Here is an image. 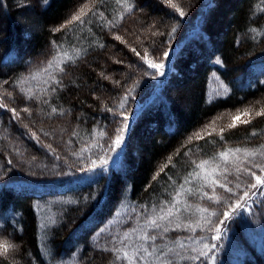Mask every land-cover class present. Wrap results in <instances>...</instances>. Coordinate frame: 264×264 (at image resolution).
I'll list each match as a JSON object with an SVG mask.
<instances>
[{
    "label": "trees",
    "instance_id": "1",
    "mask_svg": "<svg viewBox=\"0 0 264 264\" xmlns=\"http://www.w3.org/2000/svg\"><path fill=\"white\" fill-rule=\"evenodd\" d=\"M186 1L191 4L197 0ZM202 1L205 3L207 0H200L199 3ZM19 2L21 5L17 6ZM84 2L49 0L45 5L42 0H0V21L5 27L0 33V81H5L9 88H12L15 78H19V83L28 78L30 73L37 72L40 69L39 61L46 58L52 49L54 54L55 45L64 47L70 53L76 48L86 52L74 64L67 65L65 73H60L62 85L49 95L50 105L37 106L36 102L39 101L24 100L25 95L15 90L24 96L23 101H20L22 105L17 106L31 105L35 111L32 116L36 125L34 132L38 135L43 133L40 138H45V133L51 135L44 143L33 136L34 132L25 127L20 118H14L7 109L0 108V170L4 168L0 178V229L8 231L10 236L19 240L21 246L17 259L20 264H66L63 259L73 254L77 261L81 244L85 245V264H109L110 259L112 263V253L105 251V247H94L96 242L91 237L111 216L113 206L120 196L118 192L127 183L132 188V199L146 201L148 205L154 200L159 203L171 199L170 193L175 187L173 180L182 183L187 173L192 171L191 160L209 159L213 153L224 149V146L236 145L238 142L248 148L264 144V116H257V112L264 109V36L260 37L255 32L254 37L252 33V28L260 30L262 27L264 30V0H213L206 10V4L202 6L204 26L201 31L194 32L195 35L188 34L191 43L185 47L187 53L184 51L176 58V73L165 81L159 102L144 111L142 118L129 127V167H115L110 174L79 181V188L74 190L79 193L78 200L64 207L63 214L58 215L51 229L50 244L53 247L49 248L55 251L52 261L46 263L48 259L41 250L37 233L38 199L32 194L17 191L8 183L23 178L41 181L52 178L55 176L53 169L68 162L62 155L67 152L64 143L66 139L83 143L98 135L95 130H99V127L112 126L113 115L105 111V105L117 112L115 103L121 101L117 97L124 85L143 74L140 59L131 48L140 51L146 43L156 48L161 46L165 37L171 33L170 27L180 20V16L161 3V0H135L136 11L122 22L119 30V34L126 38V44L113 39L99 15L88 14L85 17L88 23L83 26L74 23L66 25L61 31H54ZM30 7L33 8V22L25 28L20 19L29 16L27 10ZM92 9L97 13L103 12L113 20H118L117 14L121 11L120 6L112 0H103L102 4L96 2ZM34 25L38 26L36 30ZM155 28H160V32L153 36L151 33ZM205 29L213 39L208 33L209 36H205L206 32L202 34ZM99 43L104 47H98ZM247 58L251 60L246 61ZM253 68L256 70L251 76L248 71ZM101 73L111 79H105ZM214 73L229 86V92L210 99L208 84ZM31 87L41 90L33 81L27 86ZM165 99L169 101L168 104ZM0 103L5 102L2 99ZM247 104L252 113L249 119L251 123L231 129L226 126L223 128L224 141L219 140V131H213L211 135L204 133L202 126L205 123L212 120L218 122L230 111ZM51 107H56L57 113H51ZM60 112L63 115H59ZM253 125L256 126L253 130L256 136L249 129ZM74 131L77 135L72 134ZM196 132H201L203 139L197 140L194 135ZM135 138L141 147L140 158L134 154V150L138 149L132 145ZM12 147L16 148V153L9 150ZM162 168L164 170L160 171ZM154 176L156 179H153ZM229 179L233 180V177L229 176ZM105 185H111L112 192L93 222L96 201L93 198L96 194H102ZM205 190L210 191L207 188ZM216 191L224 203L216 204L215 207L214 203L204 199L199 200V204L218 209L220 213L227 211L229 203L235 204L236 197L232 199L219 188ZM234 191L243 199L240 191ZM84 195L90 199L87 200ZM42 198L46 202L49 194ZM109 200L113 201L110 205ZM61 201L62 196L57 202ZM254 210L262 212L257 206ZM103 211L107 214L106 218H103L105 215L102 217ZM237 211L239 215L242 213L241 210ZM241 227L236 221V229H231L233 239L238 241L242 237L250 240L247 235L251 234H243ZM259 229L260 226L258 232ZM72 237L74 242L70 243ZM263 252L264 249L260 253L251 246V250L246 251L247 255L239 256L241 264H264ZM0 264L14 263L1 260ZM216 264L232 263L225 255Z\"/></svg>",
    "mask_w": 264,
    "mask_h": 264
},
{
    "label": "rangeland",
    "instance_id": "2",
    "mask_svg": "<svg viewBox=\"0 0 264 264\" xmlns=\"http://www.w3.org/2000/svg\"><path fill=\"white\" fill-rule=\"evenodd\" d=\"M96 0H93V3L89 5V7H93L95 5ZM116 3V0H112ZM200 1V0H199ZM197 0L196 2H192L191 4L187 2L186 0H176L177 3L180 4V6L184 9L186 15L183 17H180V20L178 24L172 25L170 27L171 29L173 27L176 28L175 33H170L168 36L165 37V41H163V44L159 47H154L151 44H145L139 52L141 55L145 54V49H147L148 54L150 58H155L157 62H160L162 57V54L164 51L169 52V56L167 59L164 60V63L166 65V68L164 69L165 75L160 76L159 73L154 70L147 67L146 64L143 63V61H140V68H142L143 74L140 75L138 78H133L131 83L124 85L122 88V92L120 95H118L117 98H120L121 101H118L115 103V106L118 108V104L120 102H124L126 104V108L123 110H117V111H123L125 115L127 116V119L125 120L123 116H118L116 120V123H113L112 126H109L108 128L105 127H99V130H103L107 133V136L100 138L99 134L94 136L92 139L86 141V142H79L73 141V139H66L65 145L67 146V152L62 153L64 158L67 159V164L58 165L56 168L53 169V172L55 173V176L52 178H49L48 180H33V179H17L16 181H12L8 183V186H12L17 191H24L26 193L32 194L38 199V213H39V221L37 220V226H38V240L39 244L41 246V250L43 254L45 255V258L48 259L47 262L52 261V255L54 254L49 248L52 246L50 244V237H51V229L55 225L53 221L56 222L58 215L63 214L64 207L74 202L76 199L78 200V192L74 191L79 188V181L95 178L99 175H105L110 174V171H113V168H124L129 167L127 165L128 158H130L127 153L130 147V144L128 142V133H129V127L134 124L136 120H139L142 118V113L144 111H148L151 109V107L155 106L159 102V96L161 95L160 92H162L163 85L165 81L171 76V74L176 73L175 70L177 68L175 67V60L177 57H180L184 51L187 53V50L185 47L189 46L190 42V35H195L194 32L201 31L203 25V20L205 15H203L204 9L213 2V0H207L205 3L202 1L200 4ZM18 1H16L17 3ZM85 3V2H84ZM204 6V9H202V6ZM20 2L17 6H20ZM82 5V4H81ZM78 5L71 15L76 12V10L81 6ZM227 6V5H226ZM27 13L29 16L22 17L20 20L24 22V27L28 28L31 26L33 22V8L30 7L27 10ZM121 13V11L118 12V14ZM117 14V19H118ZM70 15V17H71ZM92 14L89 13V16ZM128 15H125L124 21L128 18ZM109 18V17H108ZM110 19V18H109ZM19 20V21H20ZM68 20V19H67ZM223 20V19H222ZM99 20L98 22H100ZM66 22L60 23V25L57 27L59 28L61 25L65 24ZM34 24V23H33ZM37 25H34V29H37ZM75 28V27H74ZM212 28V27H211ZM4 23L0 21V33L4 31ZM75 30V29H74ZM160 32V28H155L154 31ZM206 32L203 30L202 34ZM255 32H258L260 37L264 36V30L261 27L260 30H257L256 28H252L253 36L255 37ZM194 33V34H193ZM205 34V33H204ZM210 35V33H208ZM205 36H209V35ZM123 36V34H121ZM188 35V36H187ZM210 37L213 36L210 35ZM123 38H125L123 36ZM126 39V38H125ZM191 43V42H190ZM55 47V46H54ZM64 50H66L63 47ZM77 49V48H76ZM75 49V51H76ZM84 52V49L79 48ZM54 51H56V48H54ZM262 51V50H260ZM86 54V52L82 53ZM53 56V49L50 51V53L47 55L46 58H42L39 62V68L42 69L45 66V62ZM251 60L249 58L246 59V61ZM255 68H253L252 71H248V73L253 76L255 74ZM149 73H152L155 75V78H153L152 75H149ZM61 74L57 73V77L60 78ZM46 76H38L36 80H32L34 83H36L39 87H42L43 79H46ZM19 78H15V82L13 83L12 88H9V86H6L5 81H0V97H3L4 102L9 105L11 108L14 107L17 109L19 113V118L22 120L23 123H25V126L32 130L34 132L35 130V123L32 121V116L35 114V111L33 108H31V105H25V106H17L22 105L20 101H23L24 97L23 95L16 93L17 90H20L21 88L27 89V85L23 84L22 80L18 83ZM238 83H241L240 79H237ZM225 86L227 87L228 91L225 92ZM59 87V86H57ZM33 91H37L38 89L36 87H31ZM131 89V94H128V90ZM16 90V92H15ZM229 92V86L226 83H223L219 75L214 73L209 80L208 84V95L210 99L216 98L218 96H224ZM5 93H11V97L5 95ZM185 93L189 94V91L185 90ZM128 95V99L124 101L122 98ZM16 97L17 100L14 98ZM21 99V100H20ZM24 100L26 98L24 97ZM188 101V100H186ZM185 101V102H186ZM35 103V102H34ZM165 103H169L168 100L165 99ZM188 103V102H186ZM37 106H41L42 104L39 102H36ZM25 107L29 108L31 111V116L28 115V113H25L22 111ZM245 109H248L250 111V107L247 105H244L243 107H240L237 110H232L229 113H227L224 117L220 118L218 122H215V124L218 123V125L215 127V129L211 128H205V125H208L210 122L203 123L202 126L204 129V133L211 132L213 134V131H219L221 128H225L229 124H231L232 117L243 112ZM41 114V113H39ZM250 115H244L241 116V120H249L252 116ZM111 121L114 122V117H111ZM214 124V125H215ZM122 125H127V131L124 134V142L119 148H115L112 145L111 139L109 137L113 138L115 137V129L117 127H120ZM238 125H242V123H238ZM237 125V126H238ZM256 126L250 127V131L253 133V130H255ZM131 128V127H130ZM99 130H95L96 133H99ZM36 134V137H38V141L41 143H44L47 138H51L50 134H47L45 138L41 135H44L41 133L38 135L36 131L34 132ZM199 133V132H196ZM201 133V132H200ZM204 136L206 134H203ZM145 139V138H144ZM137 139H133V144L136 148L134 150V154L137 157L140 156V145L137 143ZM246 142V141H244ZM241 143V144H240ZM100 144L103 145V152L100 151L98 147H95L94 145ZM78 145V146H76ZM246 145V144H245ZM133 146V147H134ZM227 147H246L243 145L242 142H238V144L233 145H227L224 146ZM16 148L12 147L9 149L10 151H14L16 153ZM81 149H87V151L82 152ZM224 150V149H221ZM220 150V151H221ZM63 152V151H62ZM75 153V155L73 154ZM10 154V153H9ZM100 155H104L106 159H108L109 163L106 166V170L101 169L99 167H96L94 171H88V169L92 168V161L95 160L97 165H99L100 160L98 157ZM140 158V157H139ZM68 165V166H67ZM134 168V167H133ZM2 168L0 170V178L2 179ZM135 169V168H134ZM133 170V169H132ZM6 181H10L6 180ZM108 183V182H106ZM111 185H105L104 189H102V194L96 196L93 198L95 201V211L93 213V222L97 219L95 215L102 211L101 207L104 206L105 202L108 200L106 199L111 191ZM73 189V190H72ZM131 185L127 183L125 187L118 192L120 195L115 202L116 205H114L113 212L111 216L105 221L103 225H101L93 234L91 239L96 242V244H93L94 247H105V248H111L114 243H118L119 239L122 238L123 233L125 231H130L131 228H138L143 223V217L139 215V213L144 209L145 206H147L149 209L153 205H157L160 203H163L166 199L161 200L158 202H151L152 204L148 205L146 201L139 202L138 200L132 199L133 195L131 194ZM49 194V198L46 199V202L42 200L43 195ZM218 194V193H217ZM62 201L57 202L61 199ZM135 196V195H134ZM84 197L88 200L90 199L89 196L84 195ZM88 197V198H87ZM232 199H235V196L231 197ZM191 200H193V203ZM244 198L241 199L242 207L241 210L242 213L239 215L238 211L232 214V216L228 219H225L222 213L218 211V209L214 210L213 207H209L210 211H215L217 213L216 216L211 217L212 224L211 225H205V228L203 229H196L195 232H187V231H178V232H172L168 235L175 238L180 237L181 239H184L188 236H191L193 239L186 240V248L184 250H180L178 247H176L177 251H182L185 255H195L196 253L191 252L190 249L196 248L199 249L202 246V243H208L210 245H216V247L210 252L211 258H202L201 260L193 261V260H180L178 257L176 258L177 264H216L217 261L223 259V257L226 255L231 260L232 264H241V260L239 258L247 255L246 251L251 250V246H254L257 248V251L261 253V251L264 249V194L257 193L256 195L252 196L251 199L247 200V204L245 205L243 203ZM110 202H113L112 200H109ZM189 203L193 205L190 212L186 213L185 215H188L192 222H196L199 220L200 214L196 211V205L201 203L199 202V199L192 197L189 198ZM201 207H206L205 205L199 204ZM216 206V204H213ZM108 206V204H107ZM257 206L260 208L262 212H259L258 210H254V207ZM135 209V211H133ZM229 209H227L228 211ZM225 212V211H224ZM102 217L106 218L107 214L105 211L101 212ZM220 220H223L224 223L221 225L218 222ZM238 222L239 225H242V233L247 235L250 240L243 239L240 237V239H233L232 237V230H235V222ZM129 222V223H128ZM200 223H204L202 220ZM213 225H216L222 229L221 231V238L219 240L213 239V237L216 235L215 232H209L207 231V228L212 227ZM126 226V227H125ZM260 226L259 232L258 227ZM147 231H151L150 229H146ZM8 231L0 229V238H6L10 242L18 245L17 251L10 254L8 259L6 260L7 263H10V261L14 264H20V260L17 259L19 256V248L21 246L19 240L15 239L13 236H10ZM234 233V232H233ZM76 235H74L75 237ZM204 236L206 239H204L200 244L195 243V240L199 237ZM74 237L69 241L70 243L74 242ZM216 240V243L214 244L213 241ZM246 241L249 243L246 244ZM256 242V243H255ZM159 243V241L157 242ZM169 245H171V242L169 241ZM251 245V246H250ZM69 247V245L67 246ZM40 249V247L38 246ZM85 245L81 244L79 246L80 250V257L77 258V261L75 260L76 255H72L71 257H65L63 259V262L66 264H85L87 260H83V258H86V252L84 251ZM51 254V256L49 255ZM66 252H62V254H65ZM264 254V252H263ZM50 258V259H49ZM110 258L114 260V254L112 253ZM5 260L4 258L0 257V261ZM111 260V259H110ZM109 260V264H112ZM112 260V261H113ZM45 264V263H44ZM126 264V262H124Z\"/></svg>",
    "mask_w": 264,
    "mask_h": 264
},
{
    "label": "snow or ice",
    "instance_id": "3",
    "mask_svg": "<svg viewBox=\"0 0 264 264\" xmlns=\"http://www.w3.org/2000/svg\"><path fill=\"white\" fill-rule=\"evenodd\" d=\"M49 0H42L43 4H48ZM97 3H103V0H96ZM93 0H85L76 12H74L71 17L66 21L65 24L61 25L59 28L54 29V31H61L66 25L78 24L83 26L88 23L85 17L91 13L93 16L99 15V18L104 21V26L107 27L108 31L112 34L114 40L120 41L121 43H127L123 36L119 34L121 24L125 19V15L131 16L137 9L135 0H116V4L120 6L121 13L118 14V20L109 19L104 15L103 12L97 13L93 11L90 4ZM161 3L171 8L174 13L178 14L180 17L186 15L184 9L180 6L176 0H161ZM153 28L155 25L152 26ZM172 33L176 32V28L171 29ZM159 34L158 30L151 33L155 36ZM98 47L103 48L102 43L97 44ZM56 51L51 57V59L45 62V66L39 69L35 73H30L28 78H24L23 84L27 85L32 80H36L38 76H46L43 79L41 90L33 91L32 88H21L20 91L25 95V98L29 101H39V103L44 105H50L49 95L55 93L57 86L62 85V77L58 78L57 73H65L66 66L74 64L77 59L82 55V50L77 48L74 52H69L64 50L60 45H55ZM131 51L135 53L137 57L148 68L156 70L160 76L165 75L164 69L166 65L164 60L168 58L169 52L164 51L162 54V59L157 62L155 58H150L147 49H145V54L141 55L135 47L131 48ZM120 63V61H116ZM104 76L103 73H101ZM155 78V75L149 73ZM105 79H111L109 76H104ZM114 83H118L114 81ZM131 89L128 90V94H131ZM228 89L225 86V92ZM5 95L11 96V93H5ZM3 97H0L2 100ZM124 101L128 99V95L122 98ZM0 108H5L13 114L14 118L19 119V113L16 108H9L6 103H0ZM126 108L124 102L118 104V109L123 110ZM23 112L28 113L31 116V111L29 108L25 107L22 109ZM51 113H57L56 107L50 108ZM105 111L112 113L113 117L123 116L127 119V116L123 111L113 112L112 107L105 105ZM63 115L62 112L58 113ZM250 115V111L245 109L243 112L232 117V123L228 125V128L237 127L238 123L247 125L251 123V120H241V116ZM257 116H264V109L257 112ZM215 120H212L205 128H211L215 124ZM114 123L116 120L114 119ZM27 127V125L25 126ZM128 126L122 125L115 129L114 139L109 137L112 141V145L115 148H119L124 142V134L127 131ZM225 129L221 128L219 132V140L224 141L225 137L223 135ZM73 135H77L74 131ZM212 133L209 132L208 135ZM45 135H47L45 133ZM196 139H203L200 133H195ZM253 136L257 133L253 132ZM35 137L36 134L33 133ZM107 136V133L102 129L99 131V137L103 138ZM38 139V137H36ZM191 140V138H189ZM101 152H103V145L96 144ZM51 148V145H48ZM82 152L87 151V149H81ZM191 151V150H189ZM75 155V153H73ZM60 157H57L59 159ZM100 160L99 165L96 161H92V168L88 171H94L96 167L106 170V166L109 161L104 155L98 157ZM11 163V161H9ZM192 171L187 173L183 178V182L173 180L172 184L175 186L173 192L170 193L171 199L165 200L163 203L153 205L149 209L147 206L139 213L143 217V223L138 228H131L130 231H125L122 238L119 239L118 243H114L111 248H105V251L114 254V260L112 264H177L176 258L180 260H201L202 258H211L210 252L216 247V245H210L208 243H202L199 249L192 248L191 252L196 253L195 255H185L182 251H177L176 247L180 250L186 248V240L193 239L188 236L184 239L180 237H171L168 234L178 231L195 232L196 229H203L205 225H211V217L216 216L215 211H210L208 207H201L197 204L196 211L200 214L199 220L192 222L186 213L190 212L193 205L189 203V198L195 197L199 200L207 199L214 204L224 203V199L217 194V188L222 189L229 197L235 196V204H228V211L222 213L225 219H228L237 210L241 209L242 202L240 195H237L238 190L242 193L244 198L243 203L246 205L247 200L251 199L252 196L257 193L264 194V144H260L258 147L248 148V147H227L224 150L213 153L209 159H193L191 160ZM167 167V165H165ZM162 168L160 171H163ZM158 175V174H157ZM229 176L233 177V180L229 179ZM156 179V176L153 177ZM170 180L171 177H168ZM235 181V182H234ZM244 185L242 188L241 185ZM207 188L210 191H206ZM211 193V194H210ZM135 211V209H133ZM204 223H200V221ZM55 223V221H53ZM219 224H223L224 221L220 220ZM150 229L151 231H147ZM209 232H215L216 235L213 239L219 240L221 238L222 229L216 225L207 228ZM206 237L201 236L195 240V243L200 244ZM159 241V243H157ZM169 241L171 245H169ZM176 246V247H174ZM18 245L10 242L6 238H0V257L5 260L8 259L9 255L17 251Z\"/></svg>",
    "mask_w": 264,
    "mask_h": 264
}]
</instances>
